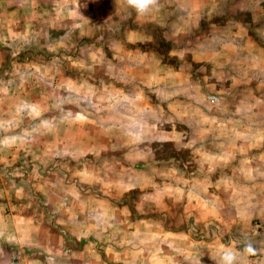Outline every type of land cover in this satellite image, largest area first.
I'll return each mask as SVG.
<instances>
[{"label":"rangeland","instance_id":"374dc122","mask_svg":"<svg viewBox=\"0 0 264 264\" xmlns=\"http://www.w3.org/2000/svg\"><path fill=\"white\" fill-rule=\"evenodd\" d=\"M67 1L69 3L60 5L58 0H49L51 14H47L45 9L44 13L38 15L40 25L36 26L35 23L37 29L35 41L34 39L12 37L8 34V32L11 33V20L0 21V29H2V31L0 30V61L17 59V54L12 55V51L17 49L16 39L25 45L24 52H26L28 44L34 43L36 51L34 50V53L30 54L37 61L40 59V46L44 48L45 44L52 43L51 48L54 49L51 59H59V54L55 52H58V48L62 47V54H65L61 56V60L64 58L63 61H74L69 66L74 68L75 78L78 79V73L82 74L88 81V85L78 84L79 80H75L70 85L65 82L60 83L62 73L56 67V73L53 71L49 73L48 68L43 69L39 76L33 74L38 84L25 87L21 85V81L18 80V84L13 81L12 69L8 70L4 65H1L0 129L2 131L10 130L12 135L21 140L20 144H24L30 139L28 129L37 130V128H45L47 125L50 128L53 125L58 131L59 119L64 124L63 120L68 117L60 116L61 118H59L60 113L67 110L66 114L70 111H75L73 113L76 114L77 111L83 109L86 114L82 120L87 127L83 150L75 148L72 150L75 153L72 156L69 153L66 155L64 153V155L69 156L68 159L78 157L77 154L86 156L84 166L81 167L78 164L80 160H71V163H67L64 161L65 158H60L63 152L60 147L55 146L54 141L55 138H60L59 131L53 132V143L48 144L49 141H46L45 148L34 147V145H30L32 148H29L21 145L17 150V156L20 158L15 161L0 150V215L8 217L21 215L23 218L17 219L16 224L18 226L21 223L24 224L21 229H24L23 235L25 236L30 231L27 229L28 223L25 222L31 220L38 227L34 231V236L41 237L42 233L39 232L41 225H51L55 219L59 224L63 220L61 216L56 215L58 218L55 217V219L53 216L56 210L60 212L63 208L61 206L62 199L56 196H59L60 193L63 194L65 190L71 191L70 194L75 196L76 187L79 189L83 184L90 183L93 174L92 163L87 157L92 158L94 162L98 161V174L103 178H105L104 175L121 172L118 165L122 164L124 159H127V162L135 163L141 162L144 157L154 156V159L163 162L177 157L188 164L187 167H190L188 169L202 177L200 180L195 178L194 181H191L190 188L201 193L209 188L215 191L217 197H211V206L212 210L216 211H212L211 220L208 218V221H204L203 212L199 213L200 211L191 205L184 208L185 212L182 218H175L174 213L170 212L173 208L171 204L163 205L165 211L162 214H159L154 208H148L146 212L134 211L133 208L129 216L131 228L128 231H131L132 242L145 239L149 246L147 250L149 261H145L143 258L138 259L140 256L136 255L137 260L133 258L128 264H220L222 251L225 248L241 251L246 237L252 239L253 244L259 250L260 257L257 258L258 255L254 257L241 256L239 264H264V50L261 47H259L260 49L254 47L251 50H248L247 47L241 48L249 43L246 41L245 28L250 30L259 28L257 29L259 32L264 31V25L259 24L264 19V0H253V2L251 0H159L158 10H153L145 16L137 15L134 10L128 7L127 3H123L126 0H118L121 3H118L112 12H110L107 1L99 6L96 3H87L89 0ZM80 6L93 10L94 14L89 15L88 18V14H86L85 18H81L77 11ZM26 21V19L21 21V27L23 25L24 28H27ZM125 28L139 35H143V31L153 39L146 44L143 43L145 41H140V37L136 40L131 32L130 36L133 37L129 38L130 42L123 44L112 35H108L115 31H123ZM227 41L231 44L224 43ZM134 44H137V47L142 44L150 46L153 52L137 53L136 56L139 59L135 61L136 64L127 61L124 68H119V70H108V67L102 66V68L100 65L91 66L88 71L78 67L82 72L75 69L78 61L85 62L110 52L126 59L127 53H130L127 47ZM258 44L260 45V43ZM97 46L105 53L92 52V49ZM254 46L256 45L254 44ZM219 48H226V51L222 52ZM237 51L240 54L235 53ZM21 55L23 56L22 60L25 59L24 57H28L27 53ZM156 60L167 62V68H160V64L155 70H152V73H148L146 66L155 63ZM235 61H238L239 65L242 62V67ZM257 63L258 65H256ZM237 66L240 68L236 69ZM33 70L35 73L38 71L34 68ZM224 70H227L228 73ZM123 72L128 75L125 77L127 83L122 79ZM236 72H239V77L235 75ZM109 74L111 77H108ZM227 75L235 76L237 84L235 87L238 88L237 91L229 94H235L241 98L243 96L242 100L230 97L228 102L224 100L221 102V97H219L221 94L215 93V91L226 92L225 88H230L225 82ZM232 82L234 81L232 80ZM251 87H254V93H249ZM233 88L231 89L234 90ZM44 93L47 94V100L39 99L38 95L43 96ZM32 94L37 99H25L31 98ZM93 95H96V99L93 97L91 99ZM213 95H217V97L213 98ZM109 96H112L113 100H107ZM45 109L51 111L52 114L49 113V117L42 115ZM107 109L114 110L119 114L113 116V121L109 124H105V117H96L97 113H95V117L91 115L92 111ZM221 111L226 116L229 115V120L239 114L237 122L228 121V126L241 125L240 131H243L239 135V138L244 140L243 147L238 150L240 160L234 165L227 166L230 167L229 174H232L233 177L239 176L238 180L231 182L221 181L216 172L220 170L221 166L225 167V164L235 160L233 143H228L229 146H232L222 150L219 143H213L211 148L205 150L202 141L198 143L188 141L189 133L173 128L175 126L178 129V126L183 127L189 124L197 126L200 120L202 121L206 117L210 121L209 123L228 119L220 116ZM176 112L179 113L178 116L175 115ZM204 113H207L206 117H204ZM169 127L178 132L176 136L184 137L182 142H190L187 147L177 148L169 143L171 138L169 139L167 134L163 133H167ZM252 129L254 130L252 131ZM159 131L163 132L157 133ZM161 135L163 136L161 137ZM194 135L197 134H190L192 138ZM226 135L227 138L231 137L230 133ZM222 138L226 140L225 134L215 132L210 140L217 142ZM198 139L201 140L200 135ZM40 140H43L42 136H40ZM37 142L39 141H34V144L39 146ZM98 142L100 145L110 142L111 147L108 150L110 155H107L105 149H97ZM146 143L149 150L144 152L142 146ZM51 145H53L52 150L49 149ZM197 145L201 146L197 147ZM220 150L221 154L223 153L222 155L225 156L224 161H221L217 156ZM38 154L41 155V158H38ZM252 156L255 159L253 165ZM112 157L114 162H112ZM25 158L41 160L42 163L47 160V163L44 165L28 163ZM107 159H110V165L107 164ZM199 164H201L200 167ZM203 165L211 166V177L216 180L212 179L209 182L204 179L202 173L200 175V172L204 171ZM79 168L83 169V177L80 178L75 176ZM241 174L242 177H240ZM15 179L19 180L21 188L18 189L20 193L17 196L18 199L2 201L1 196L4 194L1 190L2 183L4 186H10ZM221 187H225L229 194L227 205L230 208L224 207L223 211L229 209L224 213H220L218 210L219 198L224 196L221 194ZM31 188L38 191H35L37 192L35 205L29 207V203L33 201ZM235 189L238 190V193H233ZM138 193L132 191L131 195L126 197L131 207H134ZM236 195L238 197H235ZM91 200L86 197L84 204L85 208L87 206V211L92 206L97 209L91 212L94 216L90 212H86V214L81 212L87 219H85L88 225L87 233H94L93 227L95 226L99 228V230L95 228L97 234L106 236L111 233L116 238L115 241L120 243L118 239H122L125 232L123 223H120L121 220L123 221V216L119 209L116 208L114 211V221L109 220L106 217L111 215L110 209L113 208L109 201ZM54 203L55 208L50 207ZM71 203L75 208L71 209V213H67L66 220L74 223L79 218L80 212H78V203L75 200ZM237 208L241 210L235 211L234 209ZM19 211L20 213H18ZM140 217H149L151 220L140 221ZM160 218L165 220L164 223ZM106 222L111 224L107 225ZM5 224H1L4 233H1L0 230V240L2 237L7 240V236H9L10 242L11 234L6 231ZM75 227L74 225V230ZM137 247L134 250L139 253L140 246ZM17 251L20 252L19 249H13L12 245L6 243L3 246L0 245L1 257L8 258ZM33 252L37 255L36 257L39 256L38 252L45 254V250L40 247H36ZM162 255L165 256L164 260L158 257Z\"/></svg>","mask_w":264,"mask_h":264},{"label":"crops","instance_id":"0c3cea01","mask_svg":"<svg viewBox=\"0 0 264 264\" xmlns=\"http://www.w3.org/2000/svg\"><path fill=\"white\" fill-rule=\"evenodd\" d=\"M58 1L61 3L60 5H64L63 3H69L68 1L66 2V0H63V2H61L62 0H58ZM106 1L109 5L110 12L115 10V7L118 6V3H121L118 0H104L103 2L102 0H89L87 3L89 2L93 4L96 3L99 6L101 3H105ZM251 1L253 2V0ZM123 3L125 4L126 2L123 1ZM50 4L51 3L49 2V0H0V21L6 22L5 19L11 20V23H12V28L10 29L11 33L8 32V34L11 35L12 37L16 36L17 38L34 39L35 41V37H36L35 35H37L36 26L40 25L39 24L40 18L38 15L44 13L45 9L47 11V14H51ZM77 11H78V15L81 16V18L83 17L85 18L86 14H88L87 18L89 15L94 14L93 10L85 9L83 8V6H80V8ZM25 19L27 20L26 21L27 28H24L23 25L21 27V21ZM61 21H64V20H61ZM35 23H36V26H35ZM259 24L264 25V19ZM255 29L256 30H250L247 28L244 29L246 31V33L244 32L247 38L246 41H249V43H247L245 46H241V48L247 47L248 50H251V49H254V47L256 48L261 47L262 50H264V47H263L264 46V31L259 32L257 30L259 28H255ZM0 30L2 31V29ZM131 32L133 31L125 28L123 31H115V32H112L111 34L108 33V35H112L119 42L125 44L126 42H130L129 38L133 37V36H130ZM142 33L144 36L133 32L135 39L137 40L138 37H140L141 39L140 41H145L143 43H146V44L150 43L149 40L152 41L153 38H151L150 36H147V34L143 31ZM49 34H51L50 31H49ZM229 41L233 43L232 40L229 39ZM224 43H228V41ZM231 43L229 42L228 45H230ZM258 43H260V45ZM15 44H16L17 49L12 51V55L17 54V59L11 60V61H4V62L0 61V66L4 65L8 70L12 69V74H13L12 78H13V81H15L17 84L19 83L18 82L19 80L22 82L21 85L25 87L30 86V85H36L38 84V81L36 80L34 75L39 76L41 72L43 71V69H48V68H49V73L51 71L56 73L57 70H55V68L58 67V69L62 73V77H60L61 78L60 83L65 82L67 85H70V84H73L75 80L76 81L79 80V82H77L78 84L84 83L88 85V81H86V78L82 74L78 73V79L75 78L76 74H74L75 72H73L74 68L69 66L74 61L72 62H68L67 60L63 61L64 58H62L61 60V56L65 54V53L62 54L63 53L62 47L58 48L59 49V51L57 50L58 52H55L56 54H59V59L52 60L51 55L54 49V48H51L52 43L45 44L44 48L40 46V51H39L40 59L37 61V60H34L33 56L31 55L32 53H34V50L36 51V47L33 46L34 43L27 45L26 52L23 51L25 45H23V43H21L20 40L16 39ZM254 44L256 46H254ZM126 46H128V44H126ZM207 47H210V46H207ZM127 48L129 49L130 53H127L128 55L126 56V59H122L123 56L122 57L117 56V54H112L110 52L109 54H105L97 58H92L91 60H88L85 62L78 61L76 62L75 69L76 71L82 72L81 70L78 69V67H82V70L88 71L90 70L91 66L100 65L101 67L104 66V68L108 67V70H116V69L119 70V68H122V69L124 68V66L127 64V61H129V63L131 64L132 63L136 64L135 61L139 59L137 58L138 56H136L137 53L138 54L139 53L148 54L150 52H153L150 46H145L144 44H142L140 47H137V44H134ZM242 49H239V50H242ZM219 50L223 52V51H226V48H223V49L219 48ZM100 51L101 53H105V51L102 50L99 46L92 49V52L94 53L96 52L99 53ZM23 53L28 54V57H24L25 58L24 60H22L21 58L23 57L21 55ZM235 53L240 54L239 51ZM166 63L167 62L162 61V60H156L155 63H152L146 66V71L148 73H152V70H155L157 66L160 64H161L160 68H163V67L167 68ZM235 63L239 65L238 61H235ZM241 63L242 62H240L239 66L242 67ZM256 65H258V63ZM239 66H237L236 69L240 68ZM33 68L38 70L36 71L37 73H35ZM142 68L144 69V66H142ZM224 71L228 73L227 70H224ZM121 75H123L122 79L125 80V82L127 83L126 81L127 78L125 77H127L128 75H126V72H123ZM235 75L239 77V72H236ZM92 77L94 78L93 75ZM108 77H111V74H109ZM225 79L227 80V81L225 80V82L228 83L227 86H230V88L228 87L225 88L226 92L222 91L218 93L217 91H215L217 95L221 94V96H219L221 97L220 99L221 102H223V100L228 102L230 97L234 98L235 100L236 99L242 100L243 96L241 98V97L235 96V94H229V93H233V91H237L236 89H238L237 87H235L237 85L235 76L227 75ZM232 80L234 82H232ZM117 83H119V81H117ZM231 88H233L234 90H232ZM22 89H24V87H22ZM28 90H30L29 87H28ZM256 92H258V90H256ZM19 93H22V92H19ZM226 93H228L229 95H227ZM249 93H254V87L250 88ZM217 95H213L214 96L213 98H216ZM92 97L93 99H96V95L91 96V99ZM251 97L253 96L251 95ZM38 98L47 100L46 99L47 94L44 93L43 96L38 95ZM247 98L250 99L249 96H247ZM25 99L35 100L37 99V97L33 96L32 94L31 98L27 97ZM75 99L77 100V98ZM78 99L83 100L84 98H78ZM253 99L255 98L253 97ZM107 100H113V97L109 96ZM84 111L85 110L82 109L80 111H77L76 114L73 113L75 111H70V113L66 114L67 110H65L64 113H60V115H58L59 118H61L60 116H63V117L68 116V117L67 119L63 120L64 124H62L61 120L59 119L60 124L57 126V129L59 131L60 138L54 139L56 143L55 146L60 147V149L62 150L61 152H63L60 158H65L66 160L64 161H66L67 163L68 162L71 163V160H74V161L80 160L78 164L81 167L84 166V161H85L86 156L77 154L78 157H74V158L70 157L72 159H68L67 157L69 156H65V155L67 153H69L70 156L75 154L74 151H72V150H75V148L83 150V144L85 142V132H87V127L85 126L82 120V118L85 117V114H86ZM46 112L47 114H44ZM88 112L90 113V111ZM49 113H51V111H48L47 109H45L44 112H42V115L49 117L50 116ZM95 113H97L96 117H100V116L105 117L106 119L105 124L111 123V121H113V116L119 115L114 110H108V109L92 111L91 115L95 117L96 115ZM128 115L130 116V113ZM175 115L178 116L179 113L176 112ZM199 115L202 116L203 114L202 115L199 114ZM238 115L239 114L234 116L233 119L229 120V117H228L229 115L226 116V114L221 111L220 116H223L228 119L220 120V122H217V123H209L210 121L207 120V117H206L207 113H204V117L206 118H204V120L202 121L200 120V122L198 123L199 125L197 126H194V124L193 125L189 124L183 127L178 126L177 127L178 129H176L175 126H173L175 130H182V131H186L187 133H189L188 138H187L188 141H195L197 143L199 141L200 142L202 141L205 150L211 148L210 146L213 143H216V144L219 143V147L221 148V150L232 146V145L229 146L228 143H233L235 156H236L234 158L235 160H233V162H230L229 164H225L226 165L225 167L221 166L220 170L216 172L218 174L217 176L218 179H220L221 181L231 182L232 180H238V177H239V176L233 177L232 174H229L228 172L230 170V167H227L230 165H234L236 162L240 160L238 157V153H239L238 150L243 147V143H244L243 142L244 140L239 138L240 137L239 135L243 133V131H240L242 129L241 125L230 126V127L228 126V121L237 122ZM175 130H171L169 127V129L167 130V133L163 131H159L157 133L163 132L164 134H167V137H169V139L171 138L169 143H172L174 147H177V148L187 147L190 142L188 141L182 142V139L184 137L182 135H180V137L176 136L178 132ZM196 130L197 132H195ZM253 130L254 129H252V131ZM27 131H28V136L30 139L27 140L24 144H20L21 140L15 137L14 135H12L10 130L2 131V129H0V150L3 153H7L8 156H10L11 159L12 160L14 159L15 161L17 158H20L17 156V150L20 148L21 145L28 146L29 148H32L30 147V145H34V147L45 148L44 145L47 143L46 141H49L48 144L53 143L54 137H52V135H53V132L57 130L56 128H54L53 125L50 128L47 125L45 126V128L40 127V128H37V130L28 129ZM215 132H218L220 134H225L226 140L222 138L221 141L219 140L217 142H211L210 139ZM191 133H195L197 135H194L192 138V136H190ZM228 133H230L231 135L230 138H227L226 134ZM181 134H183V132H181ZM203 134L205 135L204 137H203ZM199 135L201 136V140L198 139ZM40 136L43 137V140H40ZM162 136L163 135H161V137ZM34 141H39L37 142L39 146L35 145ZM40 141H43V142H40ZM109 143L110 142L100 145L98 142L97 149L98 150L105 149L107 150V155H110L108 150L110 149L111 144ZM199 146L201 145H197V147ZM52 147L53 145H51L49 149H51ZM142 147H143L142 149H144L143 150L144 152L149 150L147 143L143 145ZM221 150H220V153L217 154V156L220 158L221 161H224L225 156L222 155L223 153L221 154ZM212 156L215 157L213 154ZM38 158H41V155L38 154ZM251 158H252V165H253L255 159L253 158V156ZM46 159L49 160V158L47 157ZM87 159L91 161L92 163L91 168H92L93 174L91 176L90 183L83 184V186H81V188L79 189L78 187H76L74 191L76 193L75 196L71 195L70 194L71 191H68V190H65L63 194L60 193L58 194L59 196H56L62 199L61 206L63 208H61L62 210L60 212H57L56 210L53 216H54V219L56 215H58L59 217L61 216L63 217V220L61 219L62 221L59 224L56 223L57 221H55L56 220L55 219L51 225H48V226L41 225L42 227H39V232L42 233L41 237L34 236V231L38 227L35 225L34 222H31V220L30 221L28 220L29 222H25V223H28L27 229L30 230L27 232V235L25 236L23 235L24 229H21V226L24 227L23 226L24 224L21 223L20 226L16 224L17 219L23 218L21 215H18L17 217L16 216L13 217V215H11L10 217L6 215H0L1 233H4L2 226L6 223L5 224L7 226L6 231L11 234V238H12V240L9 242V236H7L8 237L7 240H5V237H2L0 240V245L3 246L6 243L8 245H12L13 249L20 250V252L19 251L13 252L8 258H6L5 256L3 257L0 256V264H128L129 262L133 260V258L137 260L136 255L140 256L138 257V259L143 258L146 261L149 259L148 251H147L149 246L146 244L145 239L144 240L140 239L138 242H132L131 231H128L129 228H131V219H129V216L132 213L133 208H134V211L141 210L143 212H146L148 208L150 209L154 208L155 211H157L159 214H162L165 211V209H163V205L171 204L173 208L170 210V212L174 213L175 218L176 217L182 218V215L185 212L184 208L188 205H191L195 207L194 209L199 210L200 211L199 213L203 212V214L205 215L204 221H208L207 220L208 218H210L211 220L212 215H213L212 211H216L215 209L212 210V206H211L212 205L211 197H217L215 191L209 188V190H203V192L201 193L198 191H194L195 189L190 188L189 184L191 183V181H194L195 178H198L200 180V178L202 177L197 175L195 171L188 169L190 168V167H187L188 164H186V162L180 158L173 157L166 161L159 162V160L154 159V156H153L151 158L144 157V160L142 159L141 162H135V163L127 162V159L126 160L124 159V162L118 165L119 166L118 169L121 172L110 173V174L104 175L105 178L100 177L98 174V170H97L98 161L94 162L92 158L90 159L88 157ZM22 160L24 163L25 162L24 158ZM26 160L28 163L29 162H32L34 164L42 163L41 160H33V159H26ZM47 160L42 164L43 165L46 164ZM113 160L114 159L112 157V162H114ZM107 162H108L107 164L110 165V159H107ZM200 166L201 164H199V167ZM202 168L204 171L200 172V175L202 173L204 179H207L209 182H211L212 179L216 180V178L211 177V174H210L211 166L210 165L209 166L203 165ZM85 175L87 174L85 173ZM75 176L79 178L83 177V169L79 168L78 171H76ZM240 177H242V174L240 175ZM18 181L16 179L13 180L10 186L9 185L4 186V183H2L1 190L4 193L3 195L1 194L2 201L4 199H8L9 201L18 199L17 196L20 195L18 189H21L19 187L20 182ZM222 186H225V185H222ZM86 187H89V188H86ZM31 189L33 191L32 192L33 195L31 194L33 201L29 203L30 204L29 207H31L32 205H35V202H36L35 196L37 195V192L35 191H38L36 189L34 190L33 188ZM221 189H222L221 194H223L224 196L220 198L218 197L219 202H220L218 210L220 213H224L225 211L229 210L227 209L223 211L224 207L230 208V206L227 205V199H228L227 197L229 194H228V190H226L225 187H221ZM132 191L139 192L138 195L136 194L137 201H134V207H131L129 205V201L126 198V197H129V195H131ZM233 193H238V190L235 189ZM86 197L91 198L92 199L91 201L101 200V199L109 201V204L113 206V208L110 209L111 215H109V217L107 215L106 217L109 220L114 221L115 219V217H113L114 211L116 208L119 209V211L121 212L123 216V221L121 220L120 223H123L124 232H125L122 239H118L120 243H117V241H115L116 238L111 233H109V235H106V236H100L99 234H97L95 231L96 227L94 226V224H93L94 233H91V234L87 233L88 225L86 224L87 221H85L86 217L83 214H81V212L84 214H86V212H90V214L94 216V214L91 212H93V210L96 211L97 209L92 206V208L90 209L91 211L86 210L87 206L85 208V204H84V199ZM235 197H238V195H236ZM74 200L78 203V208H79L78 212H80V214H79V218L76 219L77 222L75 221L74 223H70L66 220L67 213H71V209L75 208L74 204L71 203ZM52 206L55 208V203L51 205L50 207ZM115 206H119V207H115ZM234 210L240 211L241 209L237 208ZM234 210H231V211H234ZM15 211L17 213L18 208ZM18 213H20V211ZM220 219H221V216H220ZM139 220L149 221L151 219L149 217L148 218L140 217ZM160 220H162L161 222L163 223L165 221L162 218H160ZM2 223L3 225H1ZM106 223L107 225L111 224L110 222H106ZM74 225L76 226L75 230L73 229ZM96 229L99 230L98 227ZM126 230H127V235H126ZM137 246H140L139 253L137 250H134L135 248H138ZM36 247H40L43 250H45V254H41L40 252H38L39 256L36 257L37 255L34 254L33 252V250H35ZM158 257L161 260L165 259V256L163 255L158 256ZM259 257L260 256L258 255L257 258ZM9 261H12V262L7 263Z\"/></svg>","mask_w":264,"mask_h":264},{"label":"clouds","instance_id":"9594fccd","mask_svg":"<svg viewBox=\"0 0 264 264\" xmlns=\"http://www.w3.org/2000/svg\"><path fill=\"white\" fill-rule=\"evenodd\" d=\"M128 7L139 16L150 14L153 10H158L159 0H126ZM258 249L250 237L243 241V248L237 251L233 248H225L220 255V264H239L241 256L254 257L258 255Z\"/></svg>","mask_w":264,"mask_h":264}]
</instances>
